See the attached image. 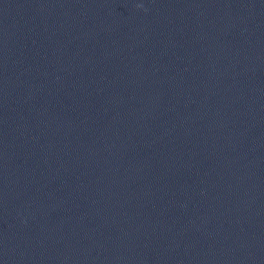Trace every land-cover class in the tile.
Returning <instances> with one entry per match:
<instances>
[{"label": "clouds", "instance_id": "obj_1", "mask_svg": "<svg viewBox=\"0 0 264 264\" xmlns=\"http://www.w3.org/2000/svg\"><path fill=\"white\" fill-rule=\"evenodd\" d=\"M138 7H140V6H138ZM145 11H146V9H145Z\"/></svg>", "mask_w": 264, "mask_h": 264}]
</instances>
